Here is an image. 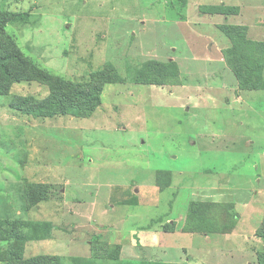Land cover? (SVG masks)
Masks as SVG:
<instances>
[{"label":"rangeland","instance_id":"374dc122","mask_svg":"<svg viewBox=\"0 0 264 264\" xmlns=\"http://www.w3.org/2000/svg\"><path fill=\"white\" fill-rule=\"evenodd\" d=\"M0 11L18 14L3 32L48 74L0 95V218L55 225L25 256L264 264V0H0ZM68 83L99 88L86 116L11 106L70 95ZM34 168L51 183L28 185Z\"/></svg>","mask_w":264,"mask_h":264},{"label":"trees","instance_id":"16d2710c","mask_svg":"<svg viewBox=\"0 0 264 264\" xmlns=\"http://www.w3.org/2000/svg\"><path fill=\"white\" fill-rule=\"evenodd\" d=\"M19 20L17 13L0 11V95L9 94V87L13 83L48 79V74L27 60L17 46H11L10 36L3 32L6 23ZM74 85L66 84L65 89L70 95L63 91H51L48 96L38 101H33L31 96L21 95L19 103L11 106L36 118L66 114L86 116L99 103V88L92 85L88 89H80ZM55 107L57 110H54ZM28 185L39 187L42 183ZM51 228L52 225L43 220L0 218V242L4 243L0 246V260L5 264H45L47 260H52L51 256L55 255L23 256L24 243L29 239L47 237ZM258 236H264V229L259 231Z\"/></svg>","mask_w":264,"mask_h":264},{"label":"crops","instance_id":"0c3cea01","mask_svg":"<svg viewBox=\"0 0 264 264\" xmlns=\"http://www.w3.org/2000/svg\"><path fill=\"white\" fill-rule=\"evenodd\" d=\"M34 118H36V117H34ZM45 118H49V117H45ZM33 138H34V137H33ZM46 168L49 169V167H46ZM47 171H48V170H47ZM44 176H47V174L42 175V174H40V172H39V168H34V169L31 170V172H29L28 175L26 174V176H25L26 178H28V177H32V179L28 178V180L26 181V183H27V184H29V183H34V184H38V183H42V184H50V183H51L50 181H44V180H41V179H40V178H43ZM32 220H41V219H32ZM47 222H48L49 224H51L52 227L55 226V225L53 224L52 221L47 220ZM223 235L226 236V235H228V234H223ZM46 239H47V240H48V239H51V236L48 235L47 237L42 238V239H29V240H27V241L24 243V245H23V256H24V257H30V256L38 255V253H37V254H34V255L25 256L24 252H25V250H26L28 244H32V243H30V242H36V241H39V240H46ZM47 240H46V241H47ZM0 243H1L0 246H3V245H4L3 242H0ZM34 245H35V244H34ZM50 255H56V254H50ZM0 262H2V264H5V262L2 261V260H0Z\"/></svg>","mask_w":264,"mask_h":264}]
</instances>
